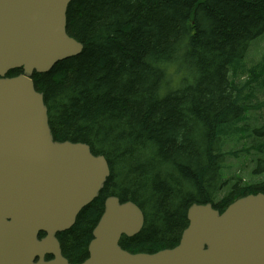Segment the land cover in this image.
Masks as SVG:
<instances>
[{
  "label": "trees",
  "instance_id": "trees-1",
  "mask_svg": "<svg viewBox=\"0 0 264 264\" xmlns=\"http://www.w3.org/2000/svg\"><path fill=\"white\" fill-rule=\"evenodd\" d=\"M67 32L83 52L33 81L54 140L88 145L111 171L99 197L59 234L70 264L89 258L108 197L145 214L141 233L123 237L121 248L153 255L180 243L192 205L223 214L264 195L263 156L253 158L251 180L224 179L226 158L238 155L225 151L228 143L250 137L264 154V126L247 117L264 110V98L247 106L245 82L232 78L247 74L245 57L264 36V0H74ZM257 67L253 94L264 96V55Z\"/></svg>",
  "mask_w": 264,
  "mask_h": 264
},
{
  "label": "water",
  "instance_id": "water-1",
  "mask_svg": "<svg viewBox=\"0 0 264 264\" xmlns=\"http://www.w3.org/2000/svg\"><path fill=\"white\" fill-rule=\"evenodd\" d=\"M73 1L0 0V50L24 67L0 85V264H70L57 234L75 225L110 177L105 156L84 143L54 140L32 80L83 52L67 33ZM187 219L175 248L133 255L119 243L140 234L145 215L134 202L108 197L82 264H264L263 194L237 200L223 214L194 204Z\"/></svg>",
  "mask_w": 264,
  "mask_h": 264
},
{
  "label": "rangeland",
  "instance_id": "rangeland-1",
  "mask_svg": "<svg viewBox=\"0 0 264 264\" xmlns=\"http://www.w3.org/2000/svg\"><path fill=\"white\" fill-rule=\"evenodd\" d=\"M263 37L257 39L251 44L250 49L245 57V66L248 70L247 74L243 75L242 77L232 76L234 81L240 79L241 81L245 82V95L247 97H250L251 99L250 102H247V106H259L264 98L262 92H256L253 94V88L257 85L254 84V78H252V70H250L255 67V69L259 71V67H257V65L262 63V58L264 55ZM248 82H250V85H248ZM166 91V89L163 90V94L166 93ZM247 117L251 122H254L253 124H256L255 121H257L258 125H254L253 128H260L264 126V110L248 113ZM258 142H260V140ZM255 147L256 146L253 143V138L250 137L243 138V140H240L239 144L237 145H234L232 143H228L226 145L225 151L235 150L236 152H238V155L233 156L232 158H226L224 162V168L226 171L224 178L225 180H228L232 176H242L244 180L248 181L254 178L253 176H250V173L255 168V163L252 160L254 157H264V154L259 150L255 149ZM256 181H262V178L260 179L259 177V180H253L252 182Z\"/></svg>",
  "mask_w": 264,
  "mask_h": 264
},
{
  "label": "bare ground",
  "instance_id": "bare-ground-1",
  "mask_svg": "<svg viewBox=\"0 0 264 264\" xmlns=\"http://www.w3.org/2000/svg\"><path fill=\"white\" fill-rule=\"evenodd\" d=\"M72 3V2H71ZM68 33V32H67ZM5 53L1 52L0 50V64L2 63V65L0 66V69L3 70V75H0V85L2 84L1 81H12V80H15L17 79L18 77H14V78H9V74L11 72H14L16 70H18L16 67L13 66V63L12 62H9V61H6L5 60ZM2 58V60H1ZM65 61V60H64ZM63 62V61H62ZM60 63V62H59ZM56 66V65H55ZM35 85V83H34ZM35 90H36V87H35ZM37 91V90H36ZM43 101H44V104H45V100H44V96H43ZM88 146V145H87ZM90 148V147H89ZM91 150V149H90ZM188 215V214H187ZM68 231V230H67ZM58 243L60 244L59 240H58ZM61 246V245H60ZM62 251V250H61Z\"/></svg>",
  "mask_w": 264,
  "mask_h": 264
},
{
  "label": "flooded vegetation",
  "instance_id": "flooded-vegetation-1",
  "mask_svg": "<svg viewBox=\"0 0 264 264\" xmlns=\"http://www.w3.org/2000/svg\"><path fill=\"white\" fill-rule=\"evenodd\" d=\"M17 71H19V70H16V71H14V72H17ZM69 231V230H68ZM65 232H67V231H65ZM62 233H64V232H62ZM62 233H58L57 234V238H58V240H60V238H59V234H62ZM61 244V246H62V243H60ZM49 258V260H51L53 257H48Z\"/></svg>",
  "mask_w": 264,
  "mask_h": 264
}]
</instances>
